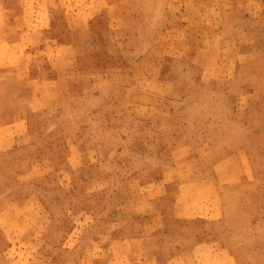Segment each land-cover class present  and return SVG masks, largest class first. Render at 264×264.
Wrapping results in <instances>:
<instances>
[{"label": "rangeland", "instance_id": "rangeland-1", "mask_svg": "<svg viewBox=\"0 0 264 264\" xmlns=\"http://www.w3.org/2000/svg\"><path fill=\"white\" fill-rule=\"evenodd\" d=\"M228 5L227 0H2L0 46L12 64L45 63L44 46L54 47L55 41L66 61L59 83L47 89L51 103L45 111L30 119L26 132L0 140L5 141L0 146V264H93L91 256L78 250L93 230V214L111 202L113 191L124 186L135 164L140 167L142 156L145 163L154 158L149 165L156 166V146L142 152L125 144L126 139L162 133L141 129L147 120L164 121L154 109L194 105L175 121H195L198 127L207 118H220V113L207 115L204 109L221 104L225 62L207 61L206 51L226 40L205 28L203 18L191 15L206 6L227 13ZM207 13L211 21L212 12ZM195 39L204 45L197 48ZM196 57L197 64H191ZM201 72L209 78L204 83ZM16 85L5 86L8 106L16 103L10 97L18 91ZM178 132L184 138L190 131ZM109 138L118 144L101 151L116 149V173L94 187L87 181L96 175L91 162L100 146L93 143ZM93 187L102 190L93 192ZM250 188L257 205L264 206V177ZM242 191L225 194L228 202L242 203ZM228 213L237 216V211ZM247 228L232 226L230 232L245 236ZM207 264L221 263L211 257Z\"/></svg>", "mask_w": 264, "mask_h": 264}, {"label": "crops", "instance_id": "crops-1", "mask_svg": "<svg viewBox=\"0 0 264 264\" xmlns=\"http://www.w3.org/2000/svg\"><path fill=\"white\" fill-rule=\"evenodd\" d=\"M227 1V13L206 6L191 15L203 18L205 28L226 40L223 46L206 51L207 61L225 62L218 93L221 104L204 109L207 115L220 113V118H207L198 127L195 121H175L191 113L194 105L154 109L156 118L161 120L164 115V121L147 120L141 129L155 128L162 133L156 138L126 139L125 144L139 146L142 152L156 146L152 153L156 166L149 165L154 158H146L145 163L142 156L140 167L135 164L124 186L113 191L116 200L111 199L93 214V230L78 246L79 252L92 257L93 264H207L211 257L221 264H264V206L257 205L250 188L264 177V0ZM3 10L0 0V28L4 25ZM207 11L212 12L211 21ZM194 42L197 48L204 45L196 39ZM54 44L46 42L48 58L43 64H12L0 46V140L26 132L30 119L50 105L47 89L59 83L66 61L56 51V41ZM189 62L196 65L197 57ZM204 73L200 78L203 83L207 78ZM212 78L217 79V75ZM10 83H18V91L10 95L16 102L14 107L6 104L5 86ZM185 98L192 102V97ZM179 129L190 132L180 138ZM4 143L0 141V146ZM116 144L112 138L93 143L100 146L98 152L93 151L91 162L96 175L87 181L94 187L104 177L113 179L116 149L106 148L108 151L102 153L101 148ZM203 170L209 171L204 174ZM94 187L93 192L102 190ZM238 189L243 190L242 203L228 202L230 197L225 194ZM233 211L237 216L228 213ZM232 226L248 227L249 231L234 237Z\"/></svg>", "mask_w": 264, "mask_h": 264}]
</instances>
